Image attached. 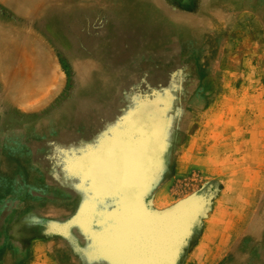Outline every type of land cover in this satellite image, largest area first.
Instances as JSON below:
<instances>
[{"label": "rangeland", "instance_id": "374dc122", "mask_svg": "<svg viewBox=\"0 0 264 264\" xmlns=\"http://www.w3.org/2000/svg\"><path fill=\"white\" fill-rule=\"evenodd\" d=\"M12 3L2 68L45 77L0 71V264H264V0Z\"/></svg>", "mask_w": 264, "mask_h": 264}, {"label": "bare ground", "instance_id": "6f19581e", "mask_svg": "<svg viewBox=\"0 0 264 264\" xmlns=\"http://www.w3.org/2000/svg\"><path fill=\"white\" fill-rule=\"evenodd\" d=\"M19 1H21V2H19ZM24 1L25 0H13V3L11 4V7L12 8H14L15 10H19L20 12H23L24 14H26V15H28V16H33V13L38 9V8H40L41 6H42V4H43V2H42V4L40 3L42 0H39L38 2H37V5H36V7L35 8H33V9H26L25 10V8L23 9L22 8V6L24 5ZM44 1V0H43ZM20 3H23L22 5H20ZM137 3V2H136ZM145 3V2H144ZM220 3V2H219ZM142 4V3H141ZM146 4V3H145ZM151 5V4H150ZM258 5V4H257ZM256 5V6H257ZM133 6V5H132ZM138 6V5H137ZM146 6V5H145ZM204 6V5H203ZM259 6V5H258ZM199 8V7H198ZM142 9V8H141ZM150 9V8H149ZM234 9V8H233ZM129 10H130V7H129ZM205 10V9H204ZM229 10H231V9H229ZM44 11H45V9H44ZM155 11V10H154ZM162 11H163V9H162ZM52 11H50L49 9H47L45 12H44V14L45 15H48V14H50ZM163 12H165V11H163ZM141 13V12H140ZM144 13V12H143ZM160 13H162V12H160ZM166 13V12H165ZM207 13V12H206ZM117 14V13H116ZM131 14V13H130ZM155 14V13H154ZM164 14V13H163ZM205 14V13H204ZM208 14V13H207ZM83 15V14H82ZM125 15V14H124ZM151 15V14H150ZM149 15V16H150ZM79 16V15H78ZM136 16H138V15H136ZM171 16V15H170ZM174 16V15H173ZM176 16V15H175ZM175 16H174V18H175ZM185 16V15H184ZM115 17V16H114ZM142 17V16H141ZM201 17H203V16H201ZM50 18V17H49ZM127 18V17H126ZM132 18H133V16H132ZM138 18V17H137ZM153 18V17H152ZM160 18V17H159ZM184 18H186V17H184ZM116 19V18H115ZM118 19V18H117ZM150 19V18H149ZM47 20V19H46ZM130 20H132V19H130ZM138 20V19H137ZM144 20V19H143ZM208 20V19H207ZM81 21V20H80ZM176 21V20H175ZM264 21V20H263ZM211 22H212V20H211ZM218 22V21H217ZM47 23V22H46ZM115 23H117V22H115ZM132 23V22H131ZM130 23V24H131ZM144 23V22H143ZM174 23V22H173ZM187 23L188 24H191V21L189 20V21H187ZM110 24V23H109ZM218 24V23H217ZM125 25V24H124ZM136 25V24H135ZM148 25V24H147ZM183 25V24H182ZM214 25V24H213ZM219 25V24H218ZM238 25V24H237ZM244 25V24H243ZM242 25V26H243ZM122 26H123V24H122ZM130 26V25H129ZM139 26V25H138ZM141 26V25H140ZM149 26V25H148ZM153 26V25H152ZM176 26H177V24H176ZM135 27V26H134ZM154 27V26H153ZM153 27H152V29H153ZM57 28H58V26H57ZM122 28V27H121ZM132 28V27H131ZM190 28V27H189ZM111 29V28H110ZM118 29V28H117ZM127 29H128V27H127ZM145 29V28H144ZM143 29V30H144ZM169 29V28H168ZM179 29V28H178ZM178 29H175L172 33H173V35L174 36H177V37H180L183 33H181L180 31H177ZM59 30V29H58ZM122 30V29H121ZM126 30V29H125ZM141 30V29H140ZM180 30V29H179ZM43 31V30H42ZM182 31V30H181ZM188 31V30H187ZM205 31V30H204ZM220 31H221V29H220ZM231 31V30H230ZM235 31H237V30H235ZM262 31H263V29H262ZM64 32V31H63ZM119 32V31H118ZM137 32V31H136ZM59 33V32H58ZM153 33V32H152ZM188 33V32H187ZM202 33V32H201ZM233 33V32H232ZM44 34H45V32H44ZM60 34V33H59ZM106 35H108V34H106ZM142 35H144L143 33H142ZM169 35V34H168ZM197 35H199V34H197ZM232 35V34H231ZM1 36H3V35H1ZM51 36V35H50ZM131 36H132V34H131ZM130 36V37H131ZM154 36V35H153ZM170 36V35H169ZM187 36V35H186ZM114 37V36H113ZM145 37V36H144ZM103 39H104V37H103ZM109 39V38H108ZM135 39V38H134ZM106 40V39H105ZM128 40H131V39H128ZM112 41V40H111ZM124 41V40H123ZM12 42V41H11ZM133 42V41H132ZM170 42V41H169ZM178 43H180V42H178ZM12 46H14L13 48H15V45H16V42H13V43H10ZM9 44V45H10ZM59 44V43H58ZM108 44V43H107ZM123 44H125V43H123ZM172 44V43H171ZM61 45H63V44H61ZM2 46H3V43H2ZM115 46V45H114ZM65 47V46H64ZM116 47V46H115ZM134 47H135V45H134ZM137 47V46H136ZM9 48V47H8ZM224 48V47H223ZM2 50V49H1ZM38 51V50H37ZM68 51V50H67ZM224 51V50H223ZM97 52V51H96ZM107 52V51H106ZM131 53V52H130ZM110 55V54H109ZM24 56H25V54L23 55L22 54V56L21 57H23V59H24ZM37 56V55H36ZM39 56V55H38ZM37 56V57H38ZM41 56V55H40ZM93 56V55H92ZM100 55L98 54V57H99ZM127 56V55H126ZM45 57V56H44ZM101 57V56H100ZM110 57V56H109ZM120 57V56H119ZM41 58V57H40ZM46 58V57H45ZM11 57H10V54H9V52L7 53V51H4L3 53L1 52L0 53V71H1V73L2 74H5L7 77L6 78H9L10 80L12 79V80H14V79H17V78H22V79H24V82L22 83L23 85L21 86V88H19V89H17L16 90V92L18 93V92H20L21 90L22 91H26L25 93H24V99H26L28 102H30L33 98H41V94L37 91V88L34 90V88H33V86L36 84V82L40 79V77H45V75H43V74H39V75H37V74H26L25 75V72L26 71H33V60H24V63H21V64H18L15 68H12V69H9V68H2L3 67V65L4 64H6V63H12L11 62ZM126 59V58H125ZM101 60V59H100ZM15 63V62H14ZM99 63V62H98ZM102 63V62H101ZM15 65V64H14ZM102 69V68H101ZM117 69H119V68H117ZM124 70V69H123ZM122 70V71H123ZM53 71V70H52ZM121 71V70H120ZM82 72V71H81ZM132 71H130V73H131ZM201 72V71H200ZM54 73V72H53ZM83 73V72H82ZM127 73V72H126ZM129 73V74H130ZM202 73V72H201ZM204 73V72H203ZM202 73V74H203ZM104 75H105V73H103ZM108 74V73H107ZM88 75H89V73H88ZM125 75V74H124ZM206 75V74H205ZM40 76V77H39ZM50 76V75H49ZM51 76H53V75H51ZM55 76V75H54ZM109 76V75H108ZM1 77V76H0ZM56 77H58V76H56ZM93 77V76H92ZM92 77H91V79H92ZM106 78V77H105ZM1 79V78H0ZM80 79H81V81L80 82H83V81H85V79H84V77H83V75L82 74H80ZM104 79V78H103ZM7 80V79H6ZM21 80V79H20ZM51 80H52V82L53 83H56L57 82V79L55 78V77H53V78H51ZM50 80V81H51ZM127 80V79H126ZM22 81V80H21ZM77 81V80H76ZM91 81V80H90ZM122 81V80H121ZM10 82V81H9ZM19 83H20V81H19ZM91 83V82H90ZM104 83V82H103ZM121 83V82H120ZM9 84V83H8ZM7 84V85H8ZM15 84H16V81H15ZM14 84V85H15ZM18 84V83H17ZM86 84V83H85ZM84 83H82L81 84V87H80V90L82 91V92H86L87 90H89L88 89V87L89 86H86ZM112 84V83H111ZM116 84V83H115ZM91 85V84H90ZM205 85V84H204ZM9 86V85H8ZM116 86V85H115ZM121 86V85H120ZM129 86V85H128ZM78 87V86H77ZM190 87V86H189ZM7 89H8V87H6ZM45 88V87H44ZM44 88H42V89H44ZM90 88V87H89ZM117 88V87H116ZM6 89V90H7ZM41 89V88H40ZM47 89V88H46ZM12 90V89H11ZM41 92H42V90H40ZM97 91V90H96ZM96 91H95V93H96ZM104 91V90H103ZM116 90H114V92H115ZM77 92V91H76ZM75 92V93H76ZM43 93V92H42ZM19 94V93H18ZM88 94V93H87ZM91 94V93H90ZM48 95V94H47ZM82 96V95H81ZM92 96V95H91ZM108 96V95H107ZM90 97V96H89ZM102 97V96H101ZM99 98V97H98ZM41 99H43V97L41 98ZM40 99V100H41ZM20 101H12V102H10L11 104H13V105H19L18 103H19ZM160 102V101H159ZM163 102V101H162ZM7 103V102H6ZM22 103V102H21ZM24 103V102H23ZM75 103V102H74ZM140 103H142V102H140ZM35 104V103H34ZM146 104H149V103H146ZM21 105V104H20ZM137 105H141V104H139V102H138V104ZM151 105V104H150ZM33 106V105H32ZM79 106V105H78ZM103 106V105H102ZM39 107V106H38ZM136 107V106H135ZM25 108V107H24ZM23 108V109H24ZM84 108H86V107H84ZM147 108V107H146ZM33 109H35V108H33ZM37 109V108H36ZM89 109V108H88ZM136 109V108H135ZM139 109H140V107H139ZM32 110V109H31ZM144 110V109H143ZM84 111V110H83ZM89 111V110H88ZM133 111V110H132ZM137 111V110H136ZM142 111V110H141ZM80 112V111H79ZM84 112H86V111H84ZM143 112V111H142ZM83 113V112H82ZM137 112H135V114H136ZM139 113V112H138ZM25 114V113H24ZM131 114V113H130ZM130 114L128 115L129 117H130ZM132 114H134V111L132 112ZM131 114V115H132ZM140 114V113H139ZM158 115H159V113H157ZM61 115V114H60ZM138 115V114H137ZM161 115V114H160ZM28 116V115H27ZM86 116V115H85ZM135 116V115H134ZM134 116L131 118V119H133L134 118ZM146 116V115H145ZM156 116V115H155ZM184 116V115H183ZM61 117V116H60ZM136 117H138V116H136ZM56 118V117H55ZM54 118V119H55ZM123 118H125V119H127L126 117H122V119ZM145 118V117H144ZM26 119V118H25ZM48 119V118H47ZM74 119V118H73ZM104 119V118H103ZM135 119H138V118H134V120ZM147 119V118H146ZM161 119V118H160ZM31 120V119H30ZM77 120V119H76ZM140 120L141 119H139L138 120V122H140ZM142 120H144V119H142ZM148 120V119H147ZM181 120V119H180ZM23 121V120H22ZM31 121H33V120H31ZM56 121V120H55ZM78 121V120H77ZM122 122V121H121ZM125 122V121H124ZM137 122V121H136ZM148 122H150V121H148ZM154 122V121H153ZM155 122H157V121H155ZM21 123V122H20ZM120 123V122H119ZM145 123H147V122H145ZM152 123V122H151ZM122 124V123H121ZM130 124V123H129ZM143 124V123H142ZM37 125V124H36ZM116 125H118V123L116 124ZM132 125V124H131ZM139 125H140V123H139ZM146 125V124H145ZM148 125V124H147ZM146 125V126H147ZM154 126L155 125V123L154 124H151V126ZM156 125H157V123H156ZM156 125H155V127H156ZM141 126V125H140ZM149 126H150V124H149ZM152 126V127H153ZM158 126V125H157ZM142 127V126H141ZM145 127V126H144ZM143 127V128H144ZM159 127V126H158ZM157 127V128H158ZM161 127V126H160ZM160 127H159V129H160ZM39 128V127H38ZM115 128V127H114ZM163 128V127H162ZM34 129V128H33ZM148 129V128H147ZM150 129V128H149ZM153 129V128H152ZM120 130V129H119ZM122 130V129H121ZM142 130V129H141ZM155 130V129H154ZM153 130V131H154ZM45 131V130H44ZM148 131V130H147ZM118 132V131H117ZM131 132V131H130ZM149 132H151V131H149ZM159 132V134L161 133L160 132V130L158 131ZM46 133H47V131H46ZM52 133V132H51ZM113 133H114V130H113ZM132 133H135V132H132ZM33 134V133H32ZM38 134V133H37ZM42 135H43V133H41ZM155 134V133H154ZM158 134V133H157ZM5 135V134H4ZM34 135V134H33ZM54 135V134H53ZM113 135V134H112ZM115 135V134H114ZM135 135V134H134ZM140 135V134H139ZM151 135V134H150ZM152 136V135H151ZM260 137V136H259ZM261 137H262V135H261ZM31 138V137H30ZM127 138V137H126ZM137 138V137H136ZM143 138V137H142ZM158 138V137H157ZM39 139V138H38ZM55 139V138H54ZM111 139V138H110ZM153 139V138H152ZM37 140V139H36ZM40 140V139H39ZM44 140V139H43ZM114 141L112 142V143H114L115 142V138L113 139ZM131 140H132V138H131ZM139 140V139H138ZM112 141V140H111ZM145 141V140H144ZM150 141H151V139H150ZM151 143V142H150ZM152 143H153V141H152ZM137 144V143H136ZM118 145V144H117ZM155 145V144H154ZM135 146V145H134ZM106 147V146H105ZM104 147V148H105ZM107 147H109V146H107ZM111 147H114V144L111 146ZM124 147V146H123ZM169 147V146H168ZM148 148V147H147ZM28 150V149H27ZM47 150H48V148H47ZM133 150V149H132ZM143 150V149H142ZM156 150V149H155ZM104 151V150H103ZM105 152V151H104ZM166 152V151H165ZM37 153V152H36ZM111 153V152H110ZM161 153H162V151H161ZM107 154V153H106ZM116 154V153H115ZM114 154V155H115ZM150 154H151V151H150ZM108 155V154H107ZM138 155V154H137ZM148 155V154H147ZM146 155V156H147ZM125 156V155H124ZM135 156V155H134ZM151 156V155H150ZM92 157V156H91ZM126 157V156H125ZM128 157V156H127ZM17 158V157H16ZM132 159H134L133 157H132ZM143 159V158H142ZM154 159V158H153ZM16 160H18V159H16ZM104 160H105V158H104ZM155 160H157V159H155ZM101 161V160H100ZM103 161V160H102ZM101 161V162H102ZM106 161H107V159H106ZM116 161V160H115ZM133 160H130V169L131 170H127V171H125L124 172V174H128L127 172H129V175H130V172H131V174L132 173H138V174H140L141 173V171L144 169V165H143V162H141V159H139V158H136L135 159V162L133 161ZM147 162V161H146ZM108 163V162H107ZM145 164V163H144ZM153 164V163H152ZM3 165V164H2ZM10 165V164H9ZM101 165V164H100ZM114 165V164H113ZM113 165H111L112 167H113ZM129 165V164H128ZM11 166V165H10ZM107 166H109V165H107ZM147 166V165H146ZM7 167V166H6ZM82 167V166H81ZM96 167V166H95ZM95 167H93V168H95ZM101 167V166H100ZM115 167V166H114ZM83 168V167H82ZM104 168V167H103ZM8 169H9V167H8ZM17 169V168H16ZM107 168H105V170H106ZM126 169V168H125ZM98 170V169H97ZM105 170H103V171H105ZM108 171H109V169H107ZM150 170V169H149ZM4 171V170H3ZM12 171V170H11ZM93 171V170H92ZM102 171V170H101ZM114 171V170H113ZM117 171H118V169H117ZM144 171H146V169L144 170ZM6 172V171H5ZM95 172V171H94ZM111 172V171H110ZM103 173V172H102ZM109 173V172H108ZM112 173V172H111ZM121 173H122V171H121ZM146 173H147V171H146ZM153 173V172H152ZM248 173V172H247ZM249 173H250V171H249ZM110 174V173H109ZM113 174V173H112ZM115 174V173H114ZM118 174H119V172H118ZM95 175V174H94ZM94 175H92L91 177H94ZM150 175V174H149ZM123 176V175H122ZM126 176V175H125ZM125 176H123V177H125ZM123 177H121L120 176V179H118L117 178V183H116V188H123L124 186H125V183L123 182L124 180H126L125 178H123ZM140 177V176H139ZM96 178V177H95ZM98 178V177H97ZM100 178V177H99ZM140 178H143L144 179V177H140ZM252 178V177H251ZM89 179V178H88ZM101 179V178H100ZM143 179H142V181H143ZM259 179H261V178H259ZM95 180V179H94ZM253 181V180H252ZM100 183V182H99ZM113 183V182H112ZM16 185V184H15ZM252 185V184H251ZM105 188V187H104ZM108 188V187H107ZM126 188V187H125ZM255 188V187H254ZM253 189V188H252ZM256 189V188H255ZM254 189V190H255ZM11 190V189H10ZM31 190V189H30ZM104 190V189H103ZM110 190H111V188H110ZM114 191V190H113ZM125 191V190H124ZM105 192V191H104ZM65 193V192H64ZM40 194V193H39ZM121 194V193H120ZM122 194H123V192H122ZM121 194V195H122ZM109 195V194H108ZM124 195V194H123ZM97 196V195H96ZM132 196H133V194H132ZM28 197H29V195H28ZM31 197V196H30ZM41 197V196H40ZM135 197H137V196H135ZM240 197V196H239ZM115 198V197H114ZM124 198V197H123ZM116 199V198H115ZM128 199V198H127ZM130 199V198H129ZM114 200V199H113ZM119 200H122V198H119ZM27 201V200H26ZM127 201V200H126ZM125 201V202H126ZM131 201V200H130ZM239 201V200H238ZM3 202V201H2ZM132 202V201H131ZM242 203V202H241ZM17 204V203H16ZM122 204H124V202L122 203ZM233 204V203H232ZM240 204V203H239ZM246 204V203H245ZM120 205V204H119ZM117 206V205H116ZM240 206V205H239ZM121 207V206H120ZM124 207H126V206H124ZM246 207V206H245ZM248 207V206H247ZM117 208V207H116ZM119 208V207H118ZM240 208H241V206H240ZM44 209V208H43ZM124 209V208H123ZM122 209V210H123ZM237 209V208H236ZM42 210V209H41ZM121 210V211H122ZM247 210V209H246ZM46 211V210H45ZM163 211V210H162ZM241 211H242V209H241ZM118 213V212H117ZM116 213V214H117ZM115 215V214H114ZM51 216V215H50ZM116 216H118V215H116ZM239 216V215H238ZM241 216V215H240ZM244 216V215H243ZM246 216V217H245ZM245 216H244V218L242 219V220H244L245 221V219L248 221V220H250L251 218H252V213L250 212V211H245ZM121 218V217H120ZM112 219V218H111ZM241 220V219H240ZM5 221H6V219H5ZM246 221V222H247ZM238 222V221H237ZM234 224V223H233ZM243 224V223H242ZM109 227V226H108ZM116 230V229H115ZM118 230V229H117ZM108 231H109V229H108ZM110 232V231H109ZM115 232V231H114ZM105 233V232H104ZM108 233V232H107ZM116 234V233H115ZM234 234V233H233ZM110 235V234H109ZM97 236V235H96ZM109 237V236H108ZM95 238H98V237H95ZM100 238V237H99ZM228 239V238H227ZM226 239V240H227ZM99 240V239H98ZM97 240V241H98ZM100 241H102L101 239H100ZM263 241V240H262ZM223 242V241H222ZM237 242V241H236ZM249 242V241H248ZM103 243V242H102ZM97 244V243H96ZM144 244V243H143ZM232 244V243H231ZM222 245V244H221ZM248 245V244H247ZM94 246V245H93ZM100 248H101V246L100 245H98ZM261 247V246H260ZM259 247V248H260ZM215 248V247H214ZM239 248V247H238ZM146 249H148V248H146ZM215 250V249H214ZM94 251V250H93ZM142 251H143V249H142ZM216 251V250H215ZM250 253V252H249ZM92 254V253H91ZM212 256V255H211ZM94 257V256H93ZM217 257H218V255H217ZM109 259V258H108ZM4 260V259H3ZM249 260V259H248ZM189 261V260H188ZM239 261H240V259H239ZM250 261H251V259H250ZM254 261V260H253ZM247 263V262H246ZM257 264V263H256Z\"/></svg>", "mask_w": 264, "mask_h": 264}]
</instances>
